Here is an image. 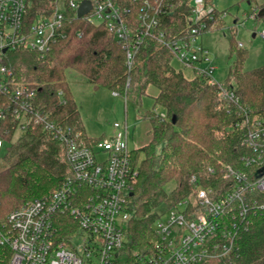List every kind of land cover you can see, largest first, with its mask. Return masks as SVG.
Wrapping results in <instances>:
<instances>
[{
  "label": "built area",
  "instance_id": "1",
  "mask_svg": "<svg viewBox=\"0 0 264 264\" xmlns=\"http://www.w3.org/2000/svg\"><path fill=\"white\" fill-rule=\"evenodd\" d=\"M82 1L54 0L51 13L38 14L27 24V0H0V92L12 99L0 108V117L4 108H12L21 129L41 125L63 143L72 168L58 189L14 208L0 224V261L6 258L7 264H114L126 240L124 229L131 216L128 196L139 173L127 126L115 122L111 136L85 137L55 119L53 109L39 102L37 88L19 81L14 68L3 62L7 51L18 46L44 56L65 35L64 25L71 20L67 12L78 17ZM90 1V10L82 17L113 34L126 51L129 68L140 49L153 43L169 49L175 59L193 70V77L217 85L228 106L239 104L235 84L215 79L211 51L199 40L221 25L226 11L207 0H191L185 27L175 32L174 22L166 24L165 18L175 13L178 0ZM260 35L264 37V29ZM58 96L64 104L63 90ZM160 116L165 118L166 113ZM241 116L247 148L241 157L243 166H226L223 177L227 186L197 184L195 201L180 199L164 217L160 214L154 224L158 239L153 252L138 253L125 264H198L204 260L231 264L239 231L247 230L253 215L264 210V199L257 196L264 192V114L253 115L245 108ZM3 146L0 136V154ZM208 172L216 175L212 166ZM66 213L73 217L75 227L68 236H61L59 217Z\"/></svg>",
  "mask_w": 264,
  "mask_h": 264
},
{
  "label": "trees",
  "instance_id": "2",
  "mask_svg": "<svg viewBox=\"0 0 264 264\" xmlns=\"http://www.w3.org/2000/svg\"><path fill=\"white\" fill-rule=\"evenodd\" d=\"M27 24L38 14H49L54 0H27ZM212 2V0H207ZM191 0H178L175 13L165 18L174 22L175 32L185 27ZM64 25L65 35L41 56L24 46L9 49L3 62L14 68L19 81L34 85L39 102L53 109L55 119L65 122L88 137L66 73L76 70L87 76L95 87L105 86L118 94H134L141 98L150 85L158 88L154 107L161 106L166 117L153 110L145 112L151 121L150 140L133 149L138 180L128 196L131 216L125 225L126 240L114 264L132 262L136 255L151 254L158 237L154 223L160 216L156 208L162 203L171 207L178 200L195 201L196 186H227L223 177L228 164L242 167V110L253 115L264 114V65L244 68L245 54L238 52L229 68L226 83L235 84L238 105H227L217 85L199 77L188 78L172 64L173 53L164 47L147 43L128 67L126 51L102 24L96 25L74 12ZM264 17V14L260 15ZM231 54L240 50L230 39ZM59 90L66 102L59 103ZM12 103L9 95L0 92V108ZM0 117V136L4 139L0 162V224L7 214L26 201L50 194L72 173L62 142L45 132L41 125L30 124L21 129L12 108H4ZM97 139V138H96ZM215 169L216 175L208 172ZM193 175L197 180L193 181ZM175 185L168 191L167 186ZM257 196L264 199V192ZM61 236H68L75 227L73 217H59ZM238 250L231 264H264V210L253 215V221L237 236ZM7 264V259L0 261ZM198 264H220L209 260Z\"/></svg>",
  "mask_w": 264,
  "mask_h": 264
},
{
  "label": "rangeland",
  "instance_id": "3",
  "mask_svg": "<svg viewBox=\"0 0 264 264\" xmlns=\"http://www.w3.org/2000/svg\"><path fill=\"white\" fill-rule=\"evenodd\" d=\"M212 3L219 10L227 12L217 29L205 32L199 38L211 51L216 66L215 79L226 82L230 65L238 52L245 54L243 63L245 69L264 65V37L260 35L264 28V17L259 16L260 10L264 8V0H212ZM99 22L95 19V23ZM232 37L235 45L240 48L233 54L230 49ZM239 43L242 45L239 46ZM172 64L186 77L194 76L193 70L177 59L173 58ZM66 76L88 137L111 136L116 131L114 123L119 122L127 126L129 147L132 150L150 140L152 124L145 118V112L149 110L158 114L165 112L159 105L154 107V96L158 93L155 85H150L147 92L139 98L134 94L129 96L114 94V91L105 86L96 88L87 76L76 70H68ZM174 185V181L170 182L167 186L168 191ZM168 209L169 206L165 203L156 208L162 217L167 214Z\"/></svg>",
  "mask_w": 264,
  "mask_h": 264
},
{
  "label": "water",
  "instance_id": "4",
  "mask_svg": "<svg viewBox=\"0 0 264 264\" xmlns=\"http://www.w3.org/2000/svg\"><path fill=\"white\" fill-rule=\"evenodd\" d=\"M91 8V1L90 0H83L81 5L78 8V17H82L84 14H86ZM264 14V8L260 10L259 16ZM6 49H4L5 51Z\"/></svg>",
  "mask_w": 264,
  "mask_h": 264
},
{
  "label": "crops",
  "instance_id": "5",
  "mask_svg": "<svg viewBox=\"0 0 264 264\" xmlns=\"http://www.w3.org/2000/svg\"><path fill=\"white\" fill-rule=\"evenodd\" d=\"M263 29H264V28H263ZM255 35H256V33L253 34V36H255ZM86 133H87V132H86Z\"/></svg>",
  "mask_w": 264,
  "mask_h": 264
}]
</instances>
